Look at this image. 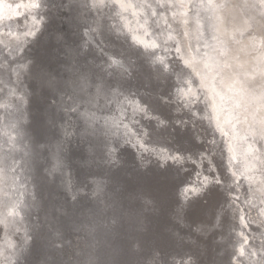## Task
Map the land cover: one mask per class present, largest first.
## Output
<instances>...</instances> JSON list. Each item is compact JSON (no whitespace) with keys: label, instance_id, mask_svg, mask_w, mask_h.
I'll return each instance as SVG.
<instances>
[{"label":"bare ground","instance_id":"6f19581e","mask_svg":"<svg viewBox=\"0 0 264 264\" xmlns=\"http://www.w3.org/2000/svg\"><path fill=\"white\" fill-rule=\"evenodd\" d=\"M56 1L49 6L46 0H0V225L3 226V230L0 228V264L22 261L24 258L21 257L14 260L15 255L23 242L32 238L30 228L37 229V223L24 214L25 207L37 200L36 182L32 179L34 163L30 156L35 152L27 129L19 122L23 113L28 112L23 109L27 85L21 76L18 77L31 62L24 49L46 22L67 20L64 14L76 22L88 23L85 31L88 38L107 43L110 59L124 67L123 73L132 65L129 62L131 56L112 45L110 39L114 37L121 42L132 38L150 46L149 62L161 61L167 70H172L171 56L175 53L180 57L181 65L182 60L185 63L187 59L204 76L205 79L196 84V75L192 72L181 67L174 70L179 82L175 93L179 92L182 100L185 98L187 107L206 99L209 102L214 124L220 130L217 133L212 128V150H218L222 144L231 172L225 186L231 219L223 236L224 246L212 264H264V238L258 240L246 229L250 214H256L264 221V0ZM79 3L81 8L77 7ZM89 6H100L101 10L89 11ZM75 21V26L80 25ZM98 28L105 30L103 37ZM62 32L58 33L63 35ZM85 40L84 48L87 49ZM67 48L70 54L66 74L59 77L41 74L55 79L58 86L62 85L60 105L67 112L74 110L84 119L82 134L93 136L100 148L109 144L114 148L112 141L125 139L140 143L145 149L161 150L164 156H172L167 146L145 140L147 129L138 128V118L142 113L146 116L151 113L139 97L131 96L125 90L119 82L122 75L116 84L109 86L103 77L94 80L89 70H79L74 64L76 49L69 44ZM155 66L153 64L155 73L161 75V65ZM203 81L208 92L201 91L198 86ZM69 87L73 94L70 93L71 103H66L65 97H69L66 91L69 90L65 89ZM110 104L118 109L109 111ZM200 105L194 110L195 120H204L202 113L210 111L206 108L202 112ZM62 127L68 136L75 134L65 124ZM108 137L110 142L105 141ZM56 144L59 151L52 155L55 159L52 175L55 171L61 172L65 177L62 185L74 196L72 174L61 152L65 147L60 141ZM34 175H37L36 171ZM208 180L210 177L205 176L204 182ZM98 186L103 188L102 184ZM200 187V182H190L182 189L189 193L190 189ZM77 188V191L83 190ZM239 208L242 211H238ZM236 217L242 218L240 223ZM256 227L255 230L261 231L264 237V223L259 222ZM35 232L37 235L38 229ZM82 236L83 233L78 232L70 235L79 241L76 242L78 246L87 247L80 241ZM182 243L180 238L179 244ZM184 244L179 248L182 255L168 264H198L199 257L207 251V244L196 239ZM64 248V254L74 257V250H77L74 246ZM223 249L228 250L227 256L221 255ZM79 258L78 262H82L83 258Z\"/></svg>","mask_w":264,"mask_h":264},{"label":"water","instance_id":"95a60500","mask_svg":"<svg viewBox=\"0 0 264 264\" xmlns=\"http://www.w3.org/2000/svg\"><path fill=\"white\" fill-rule=\"evenodd\" d=\"M46 1L49 6L57 2ZM77 7L81 8V3ZM88 10L99 11L101 7L89 6ZM64 15L68 18L64 23L72 21L71 31L65 25L56 26L59 21L46 22L25 47L31 62L18 76L27 85L23 109L28 111L19 122L31 138L35 154L30 153V156L33 171L37 173L33 172L32 176L37 200L34 201L31 194L30 198L38 205L34 206L31 201L24 214L37 223L38 234L36 228H30L32 238L23 242L14 258L24 259L16 264H168L182 255L180 246L195 239L207 244V251L199 257L198 264H212L224 246L223 236L231 219L227 207L229 194L225 188L231 172L222 144L218 150H212V128L217 133L220 130L214 124L209 102L201 101L200 110L207 108L211 112L202 113L204 120H195L194 110L200 103L187 107L185 98L182 100L181 94L175 93L179 82L174 70L181 67L192 72L196 75V84L201 83L204 76L187 59L185 63L182 60L181 65L175 53L171 56L172 70H167L161 61L149 62L150 46L132 38L121 42L114 37L110 39L112 45L131 56L132 65L123 73L124 67L110 59L108 44L98 38H88L85 33L88 23L76 22ZM74 21L80 25L75 26ZM61 30L63 35L58 33ZM98 31L103 37L105 30L98 28ZM74 39L78 40L75 44ZM67 44L76 49L74 64L79 70H89L94 80L103 77L109 86L116 84L122 75L119 82L125 90L139 97L151 113L148 116L142 113L138 118V128L147 129L145 140L167 146L172 156L125 139L112 141L114 148L109 147V143L100 148L93 136L82 134L84 119L60 105L62 85L41 74L57 77L66 74L70 54ZM153 64L161 65L162 76L155 73ZM198 86L208 92L204 81ZM91 88L96 90L94 85ZM65 90H69L66 103H71L73 89ZM110 105L109 111L118 109ZM72 118L81 127L73 136H68L62 124L75 130ZM105 139L111 141L109 137ZM56 141L65 147L61 152L72 174L74 196L62 185L65 177L61 172L55 171V176L52 175L55 161L52 155L59 151ZM205 176L210 180L204 182ZM201 177L204 179L199 180ZM190 182H200L202 187L187 193L182 188ZM77 187L83 190L77 191ZM0 228L3 230V226ZM74 232L83 233L80 241L87 247L78 246L79 241L70 237ZM180 238L183 245L179 244ZM65 246L77 249L75 258L64 254ZM224 253L227 256L229 252L223 249L221 255ZM80 256L82 262H78Z\"/></svg>","mask_w":264,"mask_h":264},{"label":"rangeland","instance_id":"374dc122","mask_svg":"<svg viewBox=\"0 0 264 264\" xmlns=\"http://www.w3.org/2000/svg\"><path fill=\"white\" fill-rule=\"evenodd\" d=\"M69 20H70V19H69ZM71 22H72L71 20L68 21L67 23H64V22L59 21V23H57L56 26H58V25H65V27H66L69 31H71V29H70V28L72 27V23H71ZM75 41L77 42L78 40L74 39L72 43H74ZM74 44H75V43H74ZM76 45H77V43H76ZM72 120H75V118H72ZM72 122H74V123H73V126H72V127L75 129L74 131L78 130V129L81 127V126H80V123H79L77 120L72 121ZM238 211H242V209L239 208ZM236 219L238 220V223H240L241 220H242L241 217H236ZM259 222H260L261 224L264 223V221H263V220L261 221V219L258 218L256 214H255V215H254V214H250V216L248 217V222H246V223H249V226H248L246 229H247L250 233L254 234V235L257 237L258 240H262V239L264 238V237H263V233H262L261 231L255 230L256 228H258V227H256V225H257ZM255 227H256V228H255Z\"/></svg>","mask_w":264,"mask_h":264}]
</instances>
